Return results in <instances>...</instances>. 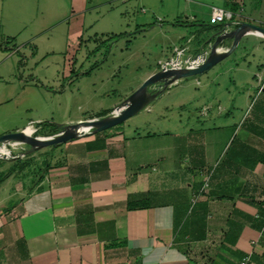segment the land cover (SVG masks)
Listing matches in <instances>:
<instances>
[{
    "label": "crops",
    "instance_id": "crops-1",
    "mask_svg": "<svg viewBox=\"0 0 264 264\" xmlns=\"http://www.w3.org/2000/svg\"><path fill=\"white\" fill-rule=\"evenodd\" d=\"M223 1L215 6L234 20L264 26V0ZM211 6L189 4L184 20ZM205 22V37L219 28ZM226 58V79L199 109L223 129L216 138L200 142L189 128L165 145L155 131L105 128L25 153L22 168L0 174V264H264V36L245 32ZM11 99L3 88L0 106ZM90 117L100 115L61 123ZM39 119L0 118V134ZM12 162L0 159V173Z\"/></svg>",
    "mask_w": 264,
    "mask_h": 264
},
{
    "label": "rangeland",
    "instance_id": "rangeland-1",
    "mask_svg": "<svg viewBox=\"0 0 264 264\" xmlns=\"http://www.w3.org/2000/svg\"><path fill=\"white\" fill-rule=\"evenodd\" d=\"M197 2L203 7L225 4L223 0H0V91L4 88L12 96L0 106L10 116L0 118L12 124L22 116H39L48 129L113 107L138 87L146 69L157 67L158 58L164 61L175 54L174 44L187 43L185 54H196L206 38L207 25L202 23L209 15L191 23L183 12ZM229 61L182 77L152 99L149 109L142 108L108 129L155 131L160 135L156 141H166L165 145L188 137L183 130L189 128L200 142L216 138L223 129H211L212 120L199 109L214 100V81L219 74L220 82L226 79ZM7 146L10 156L1 160L25 157L18 152L24 143ZM53 147L46 149L51 152ZM47 150L41 154L44 159Z\"/></svg>",
    "mask_w": 264,
    "mask_h": 264
},
{
    "label": "water",
    "instance_id": "water-1",
    "mask_svg": "<svg viewBox=\"0 0 264 264\" xmlns=\"http://www.w3.org/2000/svg\"><path fill=\"white\" fill-rule=\"evenodd\" d=\"M232 22L221 24L206 38L211 41L210 50L203 61L195 65L165 66L161 65L157 70L148 75L125 99L116 105L109 113L100 117L79 119L69 123H57L58 130L50 135L37 136L26 133L23 129L7 131L0 134V144H10L12 141L24 143L26 147L22 152L30 153L48 145H55L67 141L78 135L96 132L113 126L144 108L152 99L161 94L170 84L179 78L197 75L209 69L218 61L225 58L235 48L239 38L245 32H256L264 36V26L249 21L240 20L237 25L231 27ZM217 26V25H214ZM224 40H230L227 49L220 50L218 44ZM84 126L85 130H81ZM81 130V131H80ZM7 158L8 156H0Z\"/></svg>",
    "mask_w": 264,
    "mask_h": 264
},
{
    "label": "built area",
    "instance_id": "built-area-1",
    "mask_svg": "<svg viewBox=\"0 0 264 264\" xmlns=\"http://www.w3.org/2000/svg\"><path fill=\"white\" fill-rule=\"evenodd\" d=\"M233 11L221 6H211L210 8V13H209V17H208V22L210 23H221L224 24L226 22H232V24L237 25L239 21L234 20L233 17ZM190 41V38L188 39L187 42ZM230 40H224L222 42H220L217 46L218 49L220 50H224L227 49L229 46ZM210 44L211 41L204 43L203 45L200 46L199 51L194 54V55H189L188 57L184 58L185 52L189 49V45L187 43L181 45V46H174V52L175 54L173 55V57H171L168 60H165L163 62L160 63L161 65H165V66H176V67H180L183 65H195L201 61H203L204 57H206L209 53L210 50ZM207 109V106H204L202 109V113H205ZM41 121H29V123L25 126V128H23V130L25 131L28 127L31 128V131L29 132L30 134H34L40 127H41ZM50 135V134H49ZM37 136H46V135H37ZM21 144V142H17V143H10L9 145L14 146L17 144ZM23 150V148H22ZM21 151H19V155H24V153ZM208 176V175H207ZM208 182L205 181L203 186H207ZM241 264H245V258L241 261Z\"/></svg>",
    "mask_w": 264,
    "mask_h": 264
},
{
    "label": "trees",
    "instance_id": "trees-1",
    "mask_svg": "<svg viewBox=\"0 0 264 264\" xmlns=\"http://www.w3.org/2000/svg\"><path fill=\"white\" fill-rule=\"evenodd\" d=\"M233 10H235V9H233ZM233 17H234V16H233ZM202 24H205V23H202ZM208 24H209V25H210V24H212V25H218L219 27L221 26V23H210V22H208ZM206 38H207V36H206ZM206 38H205V40H206ZM204 43H206V41H205ZM0 46H1V44H0ZM111 109H112V108L103 109V110H101V112L98 113V115L103 116V115L109 113V112L111 111ZM40 124H41V123H40ZM57 130H58V126H57L56 124L50 126V128L47 129V128L44 126V124L42 123V124H41V127H40L36 132H37V133H43V134H44V133H54V132H56ZM37 133H36V134H37ZM29 159H30V157H28V158H26V159L16 158V159L14 160V163L10 166V168H9L7 171L1 173V177L4 176V175H6L8 172L15 170L16 168H17V169L22 168V167L24 166V164L27 163V162L29 161ZM142 203H143L142 201H138V202L133 203V204H142Z\"/></svg>",
    "mask_w": 264,
    "mask_h": 264
},
{
    "label": "bare ground",
    "instance_id": "bare-ground-1",
    "mask_svg": "<svg viewBox=\"0 0 264 264\" xmlns=\"http://www.w3.org/2000/svg\"><path fill=\"white\" fill-rule=\"evenodd\" d=\"M85 129H87L86 126L81 128V130H85ZM25 131H26V133H29L31 131V128L28 127ZM11 143H13V144L17 143V141H12ZM3 155L4 156H10V148L5 144H0V156H3Z\"/></svg>",
    "mask_w": 264,
    "mask_h": 264
}]
</instances>
